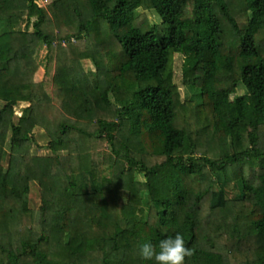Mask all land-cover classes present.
Listing matches in <instances>:
<instances>
[{"label": "trees", "instance_id": "1", "mask_svg": "<svg viewBox=\"0 0 264 264\" xmlns=\"http://www.w3.org/2000/svg\"><path fill=\"white\" fill-rule=\"evenodd\" d=\"M38 1L0 0V264H264V0Z\"/></svg>", "mask_w": 264, "mask_h": 264}, {"label": "clouds", "instance_id": "2", "mask_svg": "<svg viewBox=\"0 0 264 264\" xmlns=\"http://www.w3.org/2000/svg\"><path fill=\"white\" fill-rule=\"evenodd\" d=\"M138 254L142 260L153 261L154 264H187L194 252L186 246L183 234L177 232L174 237L162 239L158 244L142 243Z\"/></svg>", "mask_w": 264, "mask_h": 264}, {"label": "rangeland", "instance_id": "3", "mask_svg": "<svg viewBox=\"0 0 264 264\" xmlns=\"http://www.w3.org/2000/svg\"><path fill=\"white\" fill-rule=\"evenodd\" d=\"M38 3H39V5L41 7H47L48 5H50L51 0H39ZM45 54L46 53L43 50V56ZM87 66H90V63L88 61L85 64V68ZM174 67H175V72H176V82L180 86V89L182 91V97H183L184 90H183V85H181L182 74L180 73V69H179V68H181V60L178 57L175 58ZM43 77H44V70L42 68H38V70L35 72V81H36V84L38 86L42 82ZM47 89L49 91L48 93H50L53 97L56 96V93L53 91V89L50 86H47ZM36 90H39V88H37ZM54 103L58 104L59 102L57 101V103L56 102H54ZM17 112L20 115L22 113L21 112V108L17 109ZM127 130H128V126H126L124 128V130H123V134L124 135L126 134ZM35 136H36V139H37V142H38L39 146H46L48 144L49 140H48L44 130H39V128L36 129L35 130ZM108 160L106 161V163L108 162ZM39 188L40 187H39L37 182H33V184H31V191H30L29 198H30V201H31V208L34 209V211H36V212L39 211L41 209V206H42V196H41V193L39 191ZM36 222H37V219H36ZM30 228L32 229L31 216L25 217L24 219H22V223L21 224L19 222V230L22 231L24 236H27V233L25 232V229L27 231L28 230L30 231ZM40 228H41L40 224L36 223V229L40 230ZM32 230H34V229H32Z\"/></svg>", "mask_w": 264, "mask_h": 264}]
</instances>
